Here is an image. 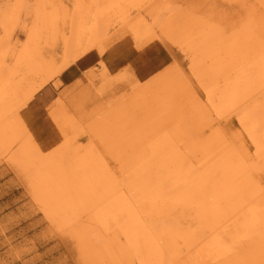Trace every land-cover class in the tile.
Wrapping results in <instances>:
<instances>
[{"label": "bare ground", "instance_id": "1", "mask_svg": "<svg viewBox=\"0 0 264 264\" xmlns=\"http://www.w3.org/2000/svg\"><path fill=\"white\" fill-rule=\"evenodd\" d=\"M190 2L0 0V153L86 264H264V0ZM118 26L141 49L179 48L188 73L169 65L111 97L107 72L89 76L107 110L82 125L56 96L63 142L43 151L19 111Z\"/></svg>", "mask_w": 264, "mask_h": 264}, {"label": "rangeland", "instance_id": "2", "mask_svg": "<svg viewBox=\"0 0 264 264\" xmlns=\"http://www.w3.org/2000/svg\"><path fill=\"white\" fill-rule=\"evenodd\" d=\"M170 1L175 7L191 4V0ZM234 8L229 12L239 13L238 6ZM137 13L135 10L133 15ZM119 27L111 30L109 38L111 36L115 40L109 42L104 53L97 55L94 54L96 50H91L89 54L92 55L79 58L37 91L19 111L20 118L43 151L52 150L63 142L61 126L51 115L56 96L67 100L68 107L82 125L107 110L105 98L98 95L89 76H94L95 83L100 85V74L107 72L103 76L108 78L105 95L111 97L134 92L135 88L144 85L151 76L169 65L179 66L185 72L189 70L188 58L176 46L158 40L153 41L151 47L141 49L126 29ZM25 30L19 25L11 38L16 49L22 48L26 41ZM57 48L59 56L62 50ZM221 127L230 134L236 126L226 121ZM202 130L197 133L204 137L215 129ZM88 135H78V143L88 144ZM10 156L0 153V264H86L77 241L52 224L27 182V175Z\"/></svg>", "mask_w": 264, "mask_h": 264}]
</instances>
